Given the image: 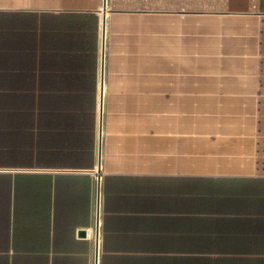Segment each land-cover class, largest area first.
Returning <instances> with one entry per match:
<instances>
[{"label": "crops", "instance_id": "crops-1", "mask_svg": "<svg viewBox=\"0 0 264 264\" xmlns=\"http://www.w3.org/2000/svg\"><path fill=\"white\" fill-rule=\"evenodd\" d=\"M259 21L0 0V264H264Z\"/></svg>", "mask_w": 264, "mask_h": 264}, {"label": "trees", "instance_id": "trees-1", "mask_svg": "<svg viewBox=\"0 0 264 264\" xmlns=\"http://www.w3.org/2000/svg\"><path fill=\"white\" fill-rule=\"evenodd\" d=\"M110 0L113 8L138 11L248 12L259 13V57L257 99V170L264 174V0Z\"/></svg>", "mask_w": 264, "mask_h": 264}, {"label": "rangeland", "instance_id": "rangeland-1", "mask_svg": "<svg viewBox=\"0 0 264 264\" xmlns=\"http://www.w3.org/2000/svg\"><path fill=\"white\" fill-rule=\"evenodd\" d=\"M237 2H238V3L240 2L239 4H244V5H245V4H249V0H238ZM109 7H110V4H109ZM246 13H247V12H246Z\"/></svg>", "mask_w": 264, "mask_h": 264}, {"label": "water", "instance_id": "water-1", "mask_svg": "<svg viewBox=\"0 0 264 264\" xmlns=\"http://www.w3.org/2000/svg\"><path fill=\"white\" fill-rule=\"evenodd\" d=\"M104 9H106V0H104ZM255 14L260 15L259 13H255ZM80 234L84 235V232H81Z\"/></svg>", "mask_w": 264, "mask_h": 264}]
</instances>
